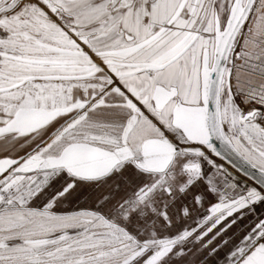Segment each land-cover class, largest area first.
Masks as SVG:
<instances>
[{"label": "snow or ice", "instance_id": "1", "mask_svg": "<svg viewBox=\"0 0 264 264\" xmlns=\"http://www.w3.org/2000/svg\"><path fill=\"white\" fill-rule=\"evenodd\" d=\"M0 264H264V0H0Z\"/></svg>", "mask_w": 264, "mask_h": 264}]
</instances>
